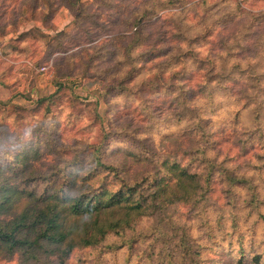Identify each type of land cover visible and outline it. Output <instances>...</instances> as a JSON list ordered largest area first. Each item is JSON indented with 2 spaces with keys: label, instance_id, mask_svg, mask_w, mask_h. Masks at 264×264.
<instances>
[{
  "label": "rangeland",
  "instance_id": "1",
  "mask_svg": "<svg viewBox=\"0 0 264 264\" xmlns=\"http://www.w3.org/2000/svg\"><path fill=\"white\" fill-rule=\"evenodd\" d=\"M244 2L0 0V103L13 90L21 101L13 110L33 101L39 120L27 138L0 123V224L26 219L16 234L23 244L0 245V264H264V0L248 9ZM128 29L135 38L125 45ZM54 104L81 131L102 128L105 141L131 137L153 152L159 141L168 152L150 181L124 182L138 186L139 209L125 214L122 203L67 217L71 236L59 244L42 238L36 220L56 204L53 194L79 197L73 181L83 161L64 169L51 162L46 135H58L61 124L48 133L40 123ZM201 186L218 205L231 191L239 221L212 235L188 210L178 236L149 224L166 205L180 211ZM96 220H121L123 229L84 247Z\"/></svg>",
  "mask_w": 264,
  "mask_h": 264
},
{
  "label": "clouds",
  "instance_id": "2",
  "mask_svg": "<svg viewBox=\"0 0 264 264\" xmlns=\"http://www.w3.org/2000/svg\"><path fill=\"white\" fill-rule=\"evenodd\" d=\"M252 0H247L241 4V7L248 9L251 7ZM7 7V5H6ZM264 9V3L260 4ZM134 29H128L125 33V45L135 37L131 35ZM144 46L135 48L129 55L136 56L143 51ZM117 59H124L118 56ZM123 73L117 74L122 76ZM139 83L133 81V91ZM233 98H229L232 100ZM21 102L20 97L13 90H8L2 97L0 103V123L7 121L12 127L22 132L27 138L32 128L39 122L38 117L30 111L33 101L24 102V111H14L13 103ZM63 113V114H62ZM54 121L61 124L58 135H46L49 140L48 148L53 151L50 158L55 167L64 169L66 165L74 161H83V166L78 168L74 178L75 186L79 188V197L83 198L85 194L91 199L99 198L103 192V185L120 182H129L133 178L140 180L147 177L151 180L153 173L157 171V166L163 156L168 155L167 149L157 141L152 145L154 152L146 150L142 145L135 142L131 137H124L119 140L109 138L105 141L102 139L103 129L99 132L92 127L80 130L81 126L73 116L64 112V109L57 105H52L51 111L43 117V123L40 127L50 133L54 127ZM142 139V137L137 138ZM44 149V140L40 141ZM155 153V154H154ZM211 155V153L209 154ZM139 175H135L136 173ZM92 178L91 186L85 183V176ZM223 187V186H222ZM204 191L201 186L197 193L191 198H186L180 211H176L178 205L175 203L166 205L164 209L152 216L149 224L157 230L163 226L164 231L169 236L176 235L187 231V221L184 220L181 212L188 210L189 216H194L197 222L204 225L201 232H207L209 235L218 234V230H226L230 220L239 221L237 213L233 212L235 197L231 191L225 193L226 203L215 204L209 198L201 196ZM250 194H253L250 192ZM260 199H264V191H261ZM95 203V200L92 201ZM179 250L175 257L179 261Z\"/></svg>",
  "mask_w": 264,
  "mask_h": 264
},
{
  "label": "trees",
  "instance_id": "3",
  "mask_svg": "<svg viewBox=\"0 0 264 264\" xmlns=\"http://www.w3.org/2000/svg\"><path fill=\"white\" fill-rule=\"evenodd\" d=\"M180 177H187V174L181 172ZM137 189L138 186H128L122 182L120 189L117 191H110L108 188H103V192L100 194L99 198L93 197L90 199L87 194H85L83 198L72 197L68 194L60 197L57 194H53L51 198L57 200L56 204L51 208H47L46 213L43 214L41 212L36 220V222L40 221L39 223L44 225L42 238L54 244L63 243L69 238L71 236V231L66 225L67 217H82L83 215H90L91 213L102 214L104 210H110L122 203L128 204L121 208L125 214L139 209L141 204H132L136 197ZM93 199L95 203L92 202ZM25 221V218H21L20 220L3 223V225L0 224V245H9L11 249L22 245L23 242L17 239L16 234L25 226ZM93 229L94 231L96 230L95 235L91 234L88 240L82 242L84 247L96 245L103 241L109 233H117L119 230L123 229V224H121V220L109 223L105 220L102 222L96 220L91 225L90 232H92ZM72 248L73 246L68 248L64 253V258L69 254Z\"/></svg>",
  "mask_w": 264,
  "mask_h": 264
},
{
  "label": "crops",
  "instance_id": "4",
  "mask_svg": "<svg viewBox=\"0 0 264 264\" xmlns=\"http://www.w3.org/2000/svg\"><path fill=\"white\" fill-rule=\"evenodd\" d=\"M23 14H24V12L22 11V12H21V15H23ZM9 31H11V30H10V29H8V31H7V32H9Z\"/></svg>",
  "mask_w": 264,
  "mask_h": 264
}]
</instances>
